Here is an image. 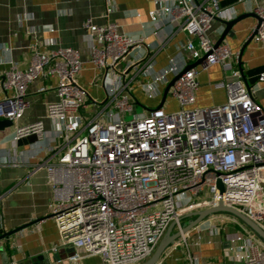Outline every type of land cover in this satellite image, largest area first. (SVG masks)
<instances>
[{
  "label": "built area",
  "instance_id": "2783aa9c",
  "mask_svg": "<svg viewBox=\"0 0 264 264\" xmlns=\"http://www.w3.org/2000/svg\"><path fill=\"white\" fill-rule=\"evenodd\" d=\"M252 2L251 13L260 20L252 29L253 41L262 43L264 0ZM115 8L113 1L105 0L103 24H94L92 18L82 23L87 63L102 73V103H90L88 91L77 83L85 63L77 48L40 52L34 46L28 66L22 70L10 62L1 82L6 95L0 100V121L14 125L28 107V86L38 80L56 81V100L46 104L45 117L59 127L55 143L43 151L35 170H46L49 215L59 246L80 249L101 264H140L171 226H184L185 215L219 203L264 231V107L242 82L238 52L225 42L215 48L209 37L216 19L233 20L234 11L220 8L217 0H153L150 33L159 39L161 30L168 28L170 35L182 32L188 37L165 66L156 68L161 38L146 44L143 37L121 33L111 20ZM30 19L29 14L21 18ZM139 48L141 52L133 54ZM203 56L199 68L182 73L187 59ZM216 65L229 72L214 84L226 91L225 103L193 107L197 74ZM178 75L158 108L166 85ZM258 82H264V73ZM47 90L41 86L37 92ZM168 97L175 104L172 110L166 108ZM140 98L158 102L147 106ZM135 107L141 112L133 114ZM128 114L132 119L126 121ZM45 134L39 120L16 127L12 140L31 135L42 140ZM8 163L0 161V167ZM217 214L221 217L211 227L216 232L225 213ZM239 228L230 236L232 264H264V241L245 225ZM81 259L78 253L68 258Z\"/></svg>",
  "mask_w": 264,
  "mask_h": 264
},
{
  "label": "crops",
  "instance_id": "0c3cea01",
  "mask_svg": "<svg viewBox=\"0 0 264 264\" xmlns=\"http://www.w3.org/2000/svg\"><path fill=\"white\" fill-rule=\"evenodd\" d=\"M111 1L116 7L111 20L118 25L121 33L135 39L143 37L146 44L158 42L161 38V45L154 58L156 68L165 66L168 59L175 54L176 46L187 41L185 33L175 32L170 35L168 28L161 30L159 39L150 33L148 13L153 8V0ZM217 1L220 8L232 9L235 18L251 13L253 0ZM104 7L105 0H0V100L6 95L1 88V82L4 73L10 68V62L23 70L29 64L31 48L34 46L40 52H49L56 47H70L80 49L85 62L77 83L88 91L90 103H102L105 99L101 84L102 73L94 71L87 63L88 50L82 23L85 19L92 18L94 24H103ZM26 14H29L31 19L21 20ZM255 23V19L250 17L240 20L223 42L227 43L233 52L240 54ZM50 28L53 31H50ZM31 29L37 33L29 34ZM223 29L224 26L215 21L209 32L210 39L216 42ZM141 50L134 49L133 54ZM240 60L245 77L242 79L243 84L251 89L254 100L264 107V82H258V76L264 73V42H249ZM197 61L187 59V67L195 65ZM199 65L193 68H199ZM228 75L229 72L218 65L199 71V88L193 107L207 108L225 103L226 91L216 88L214 84ZM55 84L54 79H47L29 85L26 91L28 107L22 119L12 127L0 130V161L9 162L0 167L1 228L7 232L24 227L9 239L1 241L0 246L8 263L31 261L32 264H101L98 257L85 256L80 249L59 246L58 230L49 215L51 189L46 170H35V164L44 158L43 151L55 143L54 130L59 127L56 122L45 117L46 104L56 100L53 91ZM41 86L47 87L48 90L45 93L37 92ZM140 101L147 106L158 102L153 104L152 100L145 98H140ZM166 108H175L173 100L169 97ZM39 120L43 122L46 132L42 140L31 135L13 142L16 127ZM190 214L185 217L192 219ZM220 217V214H214L191 229L185 234L184 243H181V238L175 240L163 251L157 264H232L233 248L230 236L238 230L219 228L217 232L213 231L211 227ZM177 230L176 226H171L164 237ZM71 253H78L82 259L70 262L68 258ZM1 262L0 253V264Z\"/></svg>",
  "mask_w": 264,
  "mask_h": 264
},
{
  "label": "water",
  "instance_id": "95a60500",
  "mask_svg": "<svg viewBox=\"0 0 264 264\" xmlns=\"http://www.w3.org/2000/svg\"><path fill=\"white\" fill-rule=\"evenodd\" d=\"M253 18L255 19L256 23H259V19L256 17V15H254L253 13H247L244 14L238 18H235L233 20L230 21H224V20H220V19H216V21H218L219 23H221L224 26V29L219 37V39L216 41L215 43V48L219 46V44H221L226 36L232 31V28L234 25H236L240 20L244 19V18ZM256 31L253 30L251 32V35L249 36L248 40L244 43L240 54L238 56V68L241 74L242 79H244V74H243V70H242V63H241V54L244 50V48L248 45L249 42H251L253 40V37L255 35ZM205 56H203L201 59H199L195 65L193 66H188L184 69V72L188 71L189 69L195 67L196 65H199L201 63H203V61L205 60ZM181 75V74H180ZM174 77L165 87L164 91H163V95H162V99H161V103L158 106V108H160L163 104V102L166 99V96L168 94V91L170 89V87L173 85V83L179 78V76ZM13 123L9 120H2L0 121V130L4 127H12ZM218 188L220 191H222V187L220 184H218ZM217 213H225V214H229L231 216H233L235 219H237L238 221H240L242 224H244L248 229H250L257 237H259L261 240L264 241V231L257 226L254 222H252L250 219H248L245 215H243L242 213H240L239 211L230 208V207H226L224 206L222 203H219L217 206L209 208V209H205L199 212H194L190 214V217H192V219L186 224L184 225L180 230H177L175 233L171 234V235H167L165 237H163V239L160 241V243L158 244V246L156 247V250L153 252V254L151 255V257L146 260L144 263L142 264H157L161 254L163 253V251L172 243L175 242V240L181 238L182 236H184L185 234H187L191 229L195 228L196 226H198L201 222H203L205 219L209 218L210 216L217 214ZM34 223V222H33ZM32 224V223H30ZM26 226V225H25ZM24 227H20L11 231H3L1 229V225H0V242L3 240H7L9 239L10 236H12L13 234L19 232L20 230H22ZM0 253L2 255V262L1 264H8V259L5 255V253L3 252L2 247L0 246ZM73 253H71L69 256H71ZM20 264H32L31 261H24L23 263Z\"/></svg>",
  "mask_w": 264,
  "mask_h": 264
},
{
  "label": "rangeland",
  "instance_id": "374dc122",
  "mask_svg": "<svg viewBox=\"0 0 264 264\" xmlns=\"http://www.w3.org/2000/svg\"><path fill=\"white\" fill-rule=\"evenodd\" d=\"M142 100V99H141ZM146 102V101H144ZM156 101H153V104L155 103ZM147 103V102H146ZM148 105H152V104H148ZM141 110L138 108V107H135L134 110H133V114H136V113H140ZM132 119V114H128L125 116V120L128 121V120H131ZM222 228H226V229H229L231 231H235V227L236 226H240L242 225L241 223H239V221L237 219H235L233 216H230V215H227V214H222ZM187 220H191V219H187V217H183L181 219V222H182V225H184ZM156 250V249H155Z\"/></svg>",
  "mask_w": 264,
  "mask_h": 264
},
{
  "label": "trees",
  "instance_id": "16d2710c",
  "mask_svg": "<svg viewBox=\"0 0 264 264\" xmlns=\"http://www.w3.org/2000/svg\"><path fill=\"white\" fill-rule=\"evenodd\" d=\"M239 223H241V222L239 221ZM241 224H242V223H241ZM242 225H244V224H242ZM235 229H236V230H239L240 228H239V226H236Z\"/></svg>",
  "mask_w": 264,
  "mask_h": 264
}]
</instances>
